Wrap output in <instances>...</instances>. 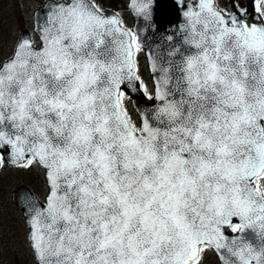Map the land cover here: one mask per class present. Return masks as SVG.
Masks as SVG:
<instances>
[{"label": "snow or ice", "instance_id": "snow-or-ice-1", "mask_svg": "<svg viewBox=\"0 0 264 264\" xmlns=\"http://www.w3.org/2000/svg\"><path fill=\"white\" fill-rule=\"evenodd\" d=\"M152 4L130 7L149 20ZM253 5L259 23L238 4L188 5L180 43L148 54L154 94L140 36L101 0H55L36 38L0 60V169L7 155L46 170V203L27 208L39 264H203L209 252L264 264V0ZM138 86L158 103L134 116Z\"/></svg>", "mask_w": 264, "mask_h": 264}, {"label": "trees", "instance_id": "trees-1", "mask_svg": "<svg viewBox=\"0 0 264 264\" xmlns=\"http://www.w3.org/2000/svg\"><path fill=\"white\" fill-rule=\"evenodd\" d=\"M14 1L15 6L13 2V7L11 6L10 9H7L9 11H6V0L0 1V39L6 36L9 32V28L13 27L16 23L14 8L17 12V2L21 4L22 7L25 6L24 12L29 14L27 7L33 10L35 6L43 3L44 0H27L26 2L23 0ZM9 13H13V18L9 16ZM122 17L125 24H130L132 22V17L128 10H125ZM8 21L12 22L11 26L8 25ZM10 36L11 35H7V40L3 41L0 45V60L6 59L8 55H10L9 49L12 51L14 48L15 42L13 40H15V38ZM5 53H8V55ZM138 61L139 75L142 76L149 85L151 79L148 74L143 52L138 54ZM148 90H150V86H148ZM128 108L130 114L137 116L130 104H128ZM18 184L30 186L40 198H44L48 192L44 171L39 165H33L28 169L5 165L3 169H0V264H38L27 239L28 229L24 216L12 201V191ZM203 264H219V261L214 253L209 252Z\"/></svg>", "mask_w": 264, "mask_h": 264}, {"label": "water", "instance_id": "water-1", "mask_svg": "<svg viewBox=\"0 0 264 264\" xmlns=\"http://www.w3.org/2000/svg\"><path fill=\"white\" fill-rule=\"evenodd\" d=\"M51 3H54V1H48L44 5V7L36 11L35 22H37L38 19L41 23L43 22L44 16L48 9V5H50ZM130 3L131 0H129L128 7L134 18L133 31L137 32L140 36V40L146 54L148 68L151 73L152 80H154L153 74L150 69V60L148 55L149 52H151L153 55L159 54L164 56L165 59L167 58L166 53L171 50L173 46L179 44L182 39L180 25L186 23L185 17L182 13L183 11L187 10L188 5L195 6L196 0H182V3L179 2V0H153V4L151 6V18L149 20H145L143 16H138L135 13L134 9L130 7ZM232 11H235V9H233ZM106 12L109 14L115 13L111 10H106ZM237 15H239V13H237ZM257 16L258 14L255 12V9H250L247 10L245 15L243 16V19L249 22L259 23V21L256 19ZM22 36L30 37L26 31L22 33L21 37ZM168 36H172L173 40L168 41L166 39V37ZM129 95L131 96V102L135 107L138 115L139 111H146L150 108H153L155 104L158 103L157 101L148 100L143 90L139 88V86L137 87V90L135 92L129 90ZM5 159L6 164L13 165L11 164L10 159L7 155L5 156ZM44 171L46 177V170L44 169ZM12 200L25 217L26 225L28 227L27 237L31 245V241L29 239L30 226L28 223L30 216L27 208L30 206L31 202H35L37 206H43L46 203V198L44 201H42L31 190L30 187H28L27 185H18L12 193ZM225 234L229 236L235 235L227 230L225 231Z\"/></svg>", "mask_w": 264, "mask_h": 264}, {"label": "rangeland", "instance_id": "rangeland-1", "mask_svg": "<svg viewBox=\"0 0 264 264\" xmlns=\"http://www.w3.org/2000/svg\"><path fill=\"white\" fill-rule=\"evenodd\" d=\"M0 1L2 2V0H0ZM23 1L26 2L27 0H23ZM13 2H14V6H15V1L14 0H6V2H5L6 11H9L7 9H10V7L13 4ZM103 3L105 4V6L114 7L115 9L119 10L120 12H122L124 10V5H126L125 0H113V1H111V4L108 2V0H106ZM232 3L239 4L241 7H245L248 3H251V0H232ZM17 9L19 11L18 14H16V9L14 8V15H16L14 18L16 19V21H17L16 23L18 24V21H22L23 22L24 17H25V13L24 14L20 13V5H17ZM12 14L9 13V16H11V18H13ZM8 25L11 26L12 22L8 21ZM0 40L1 41H6V39L3 38V37Z\"/></svg>", "mask_w": 264, "mask_h": 264}]
</instances>
